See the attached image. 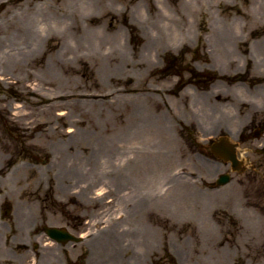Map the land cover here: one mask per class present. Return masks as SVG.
Masks as SVG:
<instances>
[{
	"label": "rangeland",
	"instance_id": "1",
	"mask_svg": "<svg viewBox=\"0 0 264 264\" xmlns=\"http://www.w3.org/2000/svg\"><path fill=\"white\" fill-rule=\"evenodd\" d=\"M104 1L109 7L95 22L111 35L122 31L127 48L119 84L132 102L125 115L133 108L141 116L131 129H154L133 142L171 146L172 161L157 168L167 175L121 181L62 175L73 164L72 157L59 162L67 136L31 132L26 123L37 118L53 132L77 129L73 117L58 115L71 109L40 113L15 90L14 76L0 71V264H264V136H254L264 130V0ZM191 71L218 79L202 92L187 85ZM62 79L71 86L117 82L90 60L73 61ZM57 84L32 87L46 104L73 92ZM191 114L197 128L184 121ZM220 136L239 142L238 153L255 169L246 162L247 170L235 173L212 155L207 146ZM70 153L81 150L74 144ZM228 172L232 181L213 189ZM40 223L66 227L83 241L30 236Z\"/></svg>",
	"mask_w": 264,
	"mask_h": 264
},
{
	"label": "bare ground",
	"instance_id": "2",
	"mask_svg": "<svg viewBox=\"0 0 264 264\" xmlns=\"http://www.w3.org/2000/svg\"><path fill=\"white\" fill-rule=\"evenodd\" d=\"M2 6H6V10L0 23V71L3 75L14 76L15 90L29 99L37 111L71 109L72 114L62 111L58 115L60 118L70 115L73 123L79 126L69 131L53 132L45 127V121L37 118L28 119L26 123L31 132L39 129L48 137L67 136L59 147V151L66 148L59 162L65 164L73 158V164L65 167L62 175L120 181L135 176H152L153 180L165 178L167 171L157 168L172 161L171 146L157 143L136 145L133 142L154 134V129H148V134L139 128L131 129L133 122L142 120L141 116L133 108L125 115L132 102L130 95L126 94V87L119 86L127 75L129 63L124 34L120 31L111 35L95 22L97 18H103L104 10L109 7L107 2L69 0L58 4L46 0L37 5L32 0L25 3L9 0L6 5L0 4V8ZM53 39L56 40L54 48L42 47ZM89 60L92 64L100 62L105 77L117 78V82L113 85L94 82L64 84L62 74L73 61ZM55 82L59 88L72 89L73 92L57 93L45 104L32 86L46 87ZM147 97L157 102L154 97ZM74 144L81 150L78 155L70 153Z\"/></svg>",
	"mask_w": 264,
	"mask_h": 264
},
{
	"label": "water",
	"instance_id": "3",
	"mask_svg": "<svg viewBox=\"0 0 264 264\" xmlns=\"http://www.w3.org/2000/svg\"><path fill=\"white\" fill-rule=\"evenodd\" d=\"M212 151L218 157L223 158L226 161H230L232 165V169L234 171L243 172L245 170V166L243 162L238 159L235 145L230 143L226 139H221L219 143L214 144L212 146ZM230 180H231L230 174H223L220 176L217 183L218 185H225ZM45 230L52 239L58 242H64V243L70 241L80 242L82 240V238L74 236L65 228L45 226Z\"/></svg>",
	"mask_w": 264,
	"mask_h": 264
},
{
	"label": "flooded vegetation",
	"instance_id": "4",
	"mask_svg": "<svg viewBox=\"0 0 264 264\" xmlns=\"http://www.w3.org/2000/svg\"><path fill=\"white\" fill-rule=\"evenodd\" d=\"M193 73H191V75H192ZM201 76L198 78V79H196V77H198V75H194L193 74V76H195V77H191L190 79L192 80V82L191 83H189L188 85L189 86H192V87H194L196 90H203L202 88L203 87H205V86H207V85H209V83H211L210 81L213 79V73L212 72H210V71H204L202 74H200ZM181 78L182 77H179V79L181 80ZM213 84V83H212ZM186 89V86L185 87H183L182 88V90L180 91V92H182L183 90H185ZM202 92H207V90H203ZM219 99V98H218ZM217 100V99H216ZM184 121H191V122H189L190 123V125L192 126V125H194V127H198L197 126V123H196V121H198V117H197V115L196 114H191V115H186V116H184ZM182 123V122H181ZM259 126H262V125H259ZM243 131H245V130H243ZM259 132V137L258 138H260L261 137V135L263 134V136H264V130H262V131H258ZM244 135H245V132H242V134L240 135V140L241 139H243L244 138ZM255 135V134H254ZM212 143V142H211ZM262 150L264 151V147L262 148ZM239 157L242 159V157H244L243 155H242V153H240L239 154ZM246 158V157H245ZM245 162H249V163H251V169H255V167H254V160L253 159H251V158H248V160L246 159L245 160ZM264 177V176H263ZM43 226H44V224L43 223H40L38 226H36L34 229H33V232H31L30 233V236H32V233H33V236L35 237V238H38V237H40L41 235H43V234H45L44 233V231H43ZM17 233H15L14 235H12V237L10 238V239H12L13 238V236H15ZM32 248H33V250L34 251H37V252H39V246H38V244L35 242V243H33L32 244ZM25 250H29V248L27 249H25ZM15 251V250H14ZM16 252V251H15ZM43 253L42 252H39V254H38V261L40 262V261H42L43 260Z\"/></svg>",
	"mask_w": 264,
	"mask_h": 264
},
{
	"label": "trees",
	"instance_id": "5",
	"mask_svg": "<svg viewBox=\"0 0 264 264\" xmlns=\"http://www.w3.org/2000/svg\"><path fill=\"white\" fill-rule=\"evenodd\" d=\"M173 63H175V60L173 59L171 62H169V67L173 64ZM173 66V65H172Z\"/></svg>",
	"mask_w": 264,
	"mask_h": 264
}]
</instances>
